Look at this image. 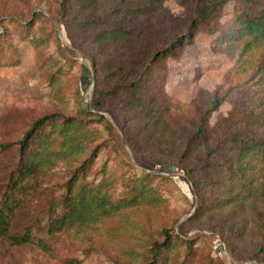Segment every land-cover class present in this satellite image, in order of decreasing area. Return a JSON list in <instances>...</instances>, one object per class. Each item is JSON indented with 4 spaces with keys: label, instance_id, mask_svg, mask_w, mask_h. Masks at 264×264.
<instances>
[{
    "label": "trees",
    "instance_id": "obj_1",
    "mask_svg": "<svg viewBox=\"0 0 264 264\" xmlns=\"http://www.w3.org/2000/svg\"><path fill=\"white\" fill-rule=\"evenodd\" d=\"M58 1L56 18L66 28L75 25L101 43L132 37L138 40V76L127 84L118 83L110 90L96 92L92 107L100 109L101 94L113 95L118 89L127 88L124 105L127 109L134 106L140 109L150 123L147 132L156 130L159 119L155 114L160 111L192 124L177 163L163 166L180 167L188 173L198 196L195 214L206 207L224 208L243 203L247 198L253 209L254 204L264 206V172L259 173L264 167V52L257 65L251 66L250 74L247 66L253 51L264 48V0H191L192 11L184 18L168 20L166 30L150 18L165 13V0ZM229 4L231 9L224 13ZM2 24L5 28L0 31V67L18 62L19 41L41 47L53 35L56 48L51 59L55 62H49L48 81L56 92L63 89L60 78L68 72L70 61L61 51L55 31L47 30L43 23L37 24L33 19L20 21L7 17ZM163 31L166 41L159 46ZM198 31L211 35L213 45L223 44L234 62L226 84L211 93L198 92L197 97L206 106L199 104L197 97L193 104L181 103L165 95L160 87L163 61L177 58L184 46L192 44ZM130 64L133 66V61ZM115 68L119 73L124 70L122 66ZM237 74H244L245 79L239 80ZM154 89L158 90L156 94L151 92ZM224 101L230 103L229 111L210 126V114ZM201 143L205 155L194 179L184 160L190 146ZM0 147V224H5L0 228L1 241L13 246L34 244L46 256L66 264L67 260H75L72 255L61 256L58 250L62 233L73 234L74 230H67L62 222L76 205V198L84 205L91 203L103 209L89 228L81 232L80 238L107 234L118 226L133 234L139 242L136 247L144 248L139 264L166 263L174 239L181 240L166 228L160 230L161 240L140 233L146 229L142 228L143 224H152L141 223L139 214L164 205L172 181L168 176L139 174L131 167L114 163L111 125L87 106L79 103L76 113L71 115L58 110L41 113L19 138L6 140ZM44 147L57 161L55 181L40 186L45 198L36 200L34 210L30 211L18 193L25 192L29 175L37 171L32 158ZM248 172H256V176L246 180ZM259 179L262 181L253 188V182ZM256 222L264 227L260 216H256ZM230 225L234 228V224ZM191 248V243L186 241L187 251Z\"/></svg>",
    "mask_w": 264,
    "mask_h": 264
},
{
    "label": "rangeland",
    "instance_id": "obj_2",
    "mask_svg": "<svg viewBox=\"0 0 264 264\" xmlns=\"http://www.w3.org/2000/svg\"><path fill=\"white\" fill-rule=\"evenodd\" d=\"M230 9L231 4L225 7L224 13ZM58 10V0H0V31L5 28L2 21L7 17L43 23L47 30L52 28L55 31L58 45L70 61V70L60 78L63 89L56 92L48 81L49 62H55L51 59L56 48L55 37L52 35L49 43L41 47H35L26 40L18 42V62L0 67V145L6 140L19 138L41 113L58 110L71 115L76 113L79 103L85 105L89 111L103 115L111 125L116 155L114 163L131 167L139 174L152 172L168 176L172 181L173 187L170 185L166 203L139 214L141 223L149 221L152 224H143L142 228L146 229L141 234L161 240L160 230L166 228L181 238L174 239L175 245L167 253L164 264H264V227L256 222V216L264 221V206L254 204L253 209L251 200L247 198L243 203L224 208L206 207L195 214L198 196L188 173L180 167H162L177 163L193 129L191 123L160 111L155 114L159 119L156 130L147 132L150 123L140 109L137 106L127 109L124 105L127 88L118 89L113 95L101 94L100 109H93L96 92L110 90L118 83L127 84L138 76V40L132 37L125 41L98 42L75 25L66 28L56 18ZM191 11V0H165V13L150 18L166 30L168 20L184 18ZM165 35L166 31H163L159 46L165 43ZM211 38V35L198 31L192 44L184 46L177 58L163 61L160 87L165 95L181 103L193 104L200 90L211 93L226 84L234 62L226 53L225 46L213 45ZM263 52L264 48L253 51L247 63L248 74ZM132 61L133 66L130 64ZM121 66L124 70L119 73L115 67ZM236 77L242 80L244 74ZM151 92L156 94L158 90ZM198 102L206 106L200 98ZM230 107V103L224 101L210 114L208 124L213 126ZM204 155V143L190 146L184 163L192 171L194 179ZM32 161L37 165V171L29 175L25 192L18 193L30 211L34 210L36 200L45 198L40 186L55 181L54 170L57 168V161L47 147L42 148ZM263 172L264 167L259 169L260 174ZM253 176L256 172H248L245 179ZM261 181H254L253 188H257ZM102 210L91 203L84 205L76 198V205L62 222L67 230L74 231L73 234L64 231L59 237L58 253L75 258L67 260L68 264H139L144 248L136 247L139 242L133 234L118 226L107 234L80 238L81 232L89 228ZM230 224H234V228ZM3 225L0 224V228ZM186 241L191 243L190 251L186 249ZM89 248L94 249L83 252ZM0 264L66 263L46 256L34 244L13 246L0 240Z\"/></svg>",
    "mask_w": 264,
    "mask_h": 264
},
{
    "label": "water",
    "instance_id": "obj_3",
    "mask_svg": "<svg viewBox=\"0 0 264 264\" xmlns=\"http://www.w3.org/2000/svg\"><path fill=\"white\" fill-rule=\"evenodd\" d=\"M162 167H170L171 169H175L173 166H162Z\"/></svg>",
    "mask_w": 264,
    "mask_h": 264
}]
</instances>
